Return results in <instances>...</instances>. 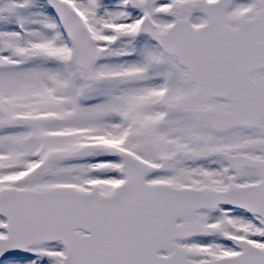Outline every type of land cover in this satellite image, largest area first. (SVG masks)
<instances>
[{
  "label": "snow or ice",
  "instance_id": "snow-or-ice-1",
  "mask_svg": "<svg viewBox=\"0 0 264 264\" xmlns=\"http://www.w3.org/2000/svg\"><path fill=\"white\" fill-rule=\"evenodd\" d=\"M0 264H264V0H0Z\"/></svg>",
  "mask_w": 264,
  "mask_h": 264
}]
</instances>
